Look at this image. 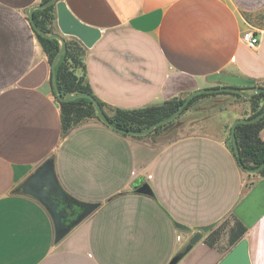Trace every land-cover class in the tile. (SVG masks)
I'll return each instance as SVG.
<instances>
[{
  "label": "crops",
  "instance_id": "obj_1",
  "mask_svg": "<svg viewBox=\"0 0 264 264\" xmlns=\"http://www.w3.org/2000/svg\"><path fill=\"white\" fill-rule=\"evenodd\" d=\"M64 1L102 30L84 60L108 108L187 97L214 86L208 77L218 72L264 82V0ZM40 3L0 0V264H169L211 223L176 264H217L234 246L236 220L247 227L252 264H264V176L246 171L230 146L250 97L216 95L230 103L189 109L152 135L95 118L63 133L52 65L30 20ZM250 28L255 49L242 39ZM50 158L67 192L100 204L58 243L47 209L21 188ZM144 183L154 195L138 191Z\"/></svg>",
  "mask_w": 264,
  "mask_h": 264
},
{
  "label": "trees",
  "instance_id": "obj_2",
  "mask_svg": "<svg viewBox=\"0 0 264 264\" xmlns=\"http://www.w3.org/2000/svg\"><path fill=\"white\" fill-rule=\"evenodd\" d=\"M50 1L51 0H41V3H49ZM55 21L56 10L54 4L34 10L33 22L40 29L45 31V33L51 34L55 31ZM36 34L48 56L49 63L52 65L61 48V42L56 38L42 36L38 32H36ZM85 51L86 47L78 39L74 37L66 38L64 50L56 64L55 79L57 87L63 97L80 92L91 94L99 102L103 112L109 118L113 127L134 131L147 130L158 121L172 116L180 108L186 98L175 97L160 104L149 105L141 108H108L105 102L94 94L93 89L87 80L86 65L84 60ZM51 80L54 83L53 75ZM223 86L224 84L218 83L217 85L212 86V88H221ZM257 86H264V82L259 83ZM241 89L244 91L254 90L255 86L241 87ZM219 94H231L237 97H243V95L239 92H232L223 89L213 92H201L196 94L188 102L181 114L190 109L199 99ZM249 100L251 101V112L248 115V118H251L264 110V92H252ZM58 103L61 110L63 133L69 132L73 127L92 118L102 121L96 112L95 102L88 97L80 96L73 99L58 101ZM175 119L157 126L151 133L146 135L158 133L160 130L171 126L175 122ZM263 129L264 117L257 122L238 123L236 126V137L240 150V160L243 166L247 169L256 168L264 162V139L261 136ZM133 136L140 137L142 135ZM230 146L233 148L231 142ZM258 173L261 176H264V168ZM223 225H226V223ZM246 229V226L241 221L236 220L234 222L231 228V245H235L242 239ZM220 231L221 229L209 234L206 242L209 245L214 246L219 240Z\"/></svg>",
  "mask_w": 264,
  "mask_h": 264
},
{
  "label": "water",
  "instance_id": "obj_3",
  "mask_svg": "<svg viewBox=\"0 0 264 264\" xmlns=\"http://www.w3.org/2000/svg\"><path fill=\"white\" fill-rule=\"evenodd\" d=\"M55 5L56 10V24L58 31H54L51 34L45 33L36 24H34V10L39 8H44L49 5ZM30 20L32 26L36 32L45 37L56 38L61 42V48L59 53L55 57L52 63V75L54 77V87L57 95V100H68L76 97L84 96L88 97L95 102L96 112L100 119L107 125L112 126L109 118L103 112L99 102L89 93L80 92L70 94L63 97L57 87L55 73L56 64L64 50L66 37H74L78 39L87 48H91L102 36V30L99 27L89 25L82 20H80L68 7L64 0H51L49 3H40L33 6L30 9ZM208 80L213 83L224 84L221 88H205L191 92L183 101L180 108L170 117L160 120L153 124L150 128L144 131H134L129 129L113 127L122 133L128 135H146L151 133L157 126L168 123L173 119L177 118L188 102L198 93L201 92H213L218 90H229L232 92H239L246 97H251L252 93H246L241 87L255 86L253 93L264 92V86H257V81L254 78L239 76L235 74H229L225 72H218L211 74ZM264 117V110L254 117L248 118H238L233 121L231 125V143L233 149L238 158L239 164L248 172L257 173L264 168V162L253 169H247L243 166L240 160V150L237 143L236 137V126L238 123H253ZM24 193L30 195L31 197L38 200L49 212L53 224H54V240L56 243L60 242L76 225L81 223L86 217L93 213L98 207L99 202L95 201H85L76 198L69 192H67L58 180L54 159L50 158L43 162L36 170L33 172L26 181L21 186ZM139 192L154 195L152 188L148 183H144L140 188ZM179 228L189 230L190 228L184 224L176 223ZM215 226V223L207 224L201 226L200 230L196 232L190 239L185 250L178 253L172 258L169 264H176L184 255L187 253L193 245L200 241L203 237L204 232H208ZM217 264H252L249 246L246 238L239 240L231 250L225 254V256Z\"/></svg>",
  "mask_w": 264,
  "mask_h": 264
},
{
  "label": "rangeland",
  "instance_id": "obj_4",
  "mask_svg": "<svg viewBox=\"0 0 264 264\" xmlns=\"http://www.w3.org/2000/svg\"><path fill=\"white\" fill-rule=\"evenodd\" d=\"M218 83H215V85H217ZM258 84V83H257ZM214 85V86H215ZM250 93L253 92V90H249ZM230 102L227 101V100H224L222 97H217L216 95L215 96H207V97H204V98H201L199 99L190 109H196L198 110L199 112H202L201 110H204V109H214L216 107H219V106H222V105H226V104H229ZM189 110V109H188ZM187 110V111H188ZM186 112V111H185ZM184 112V113H185ZM182 114H180L179 116H181ZM178 116V117H179ZM258 173V172H257ZM229 224V222L227 221L226 222V225ZM234 224V223H232ZM247 228V227H246ZM247 231V229H246ZM246 233V232H245ZM245 235V234H244Z\"/></svg>",
  "mask_w": 264,
  "mask_h": 264
},
{
  "label": "built area",
  "instance_id": "obj_5",
  "mask_svg": "<svg viewBox=\"0 0 264 264\" xmlns=\"http://www.w3.org/2000/svg\"><path fill=\"white\" fill-rule=\"evenodd\" d=\"M242 39L250 48L253 49L257 48L260 42L257 31L252 28L247 29L242 33Z\"/></svg>",
  "mask_w": 264,
  "mask_h": 264
}]
</instances>
